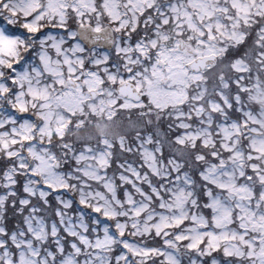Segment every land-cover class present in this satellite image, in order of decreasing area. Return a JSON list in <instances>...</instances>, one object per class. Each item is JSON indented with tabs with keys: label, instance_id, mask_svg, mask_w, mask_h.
I'll list each match as a JSON object with an SVG mask.
<instances>
[{
	"label": "snow or ice",
	"instance_id": "obj_1",
	"mask_svg": "<svg viewBox=\"0 0 264 264\" xmlns=\"http://www.w3.org/2000/svg\"><path fill=\"white\" fill-rule=\"evenodd\" d=\"M0 264H264V0H0Z\"/></svg>",
	"mask_w": 264,
	"mask_h": 264
}]
</instances>
